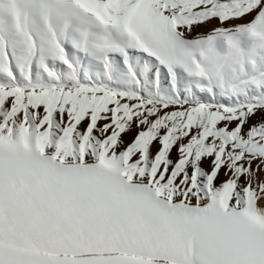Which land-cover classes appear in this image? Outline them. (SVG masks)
Returning <instances> with one entry per match:
<instances>
[{
  "label": "snow or ice",
  "instance_id": "1",
  "mask_svg": "<svg viewBox=\"0 0 264 264\" xmlns=\"http://www.w3.org/2000/svg\"><path fill=\"white\" fill-rule=\"evenodd\" d=\"M0 264H264V0H0Z\"/></svg>",
  "mask_w": 264,
  "mask_h": 264
}]
</instances>
